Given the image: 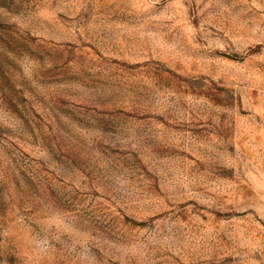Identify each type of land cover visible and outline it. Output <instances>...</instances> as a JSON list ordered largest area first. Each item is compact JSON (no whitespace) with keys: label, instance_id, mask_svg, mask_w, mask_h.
<instances>
[{"label":"rangeland","instance_id":"rangeland-1","mask_svg":"<svg viewBox=\"0 0 264 264\" xmlns=\"http://www.w3.org/2000/svg\"><path fill=\"white\" fill-rule=\"evenodd\" d=\"M0 264H264V0H0Z\"/></svg>","mask_w":264,"mask_h":264}]
</instances>
